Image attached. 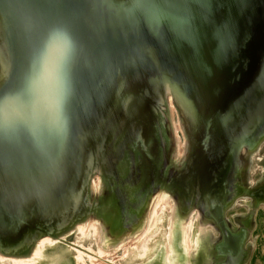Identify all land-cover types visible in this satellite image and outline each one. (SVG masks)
<instances>
[{
    "label": "water",
    "instance_id": "obj_1",
    "mask_svg": "<svg viewBox=\"0 0 264 264\" xmlns=\"http://www.w3.org/2000/svg\"><path fill=\"white\" fill-rule=\"evenodd\" d=\"M168 91L189 147L171 184L222 228L264 140V0H0V254L70 229L94 173L98 210L135 171L148 188Z\"/></svg>",
    "mask_w": 264,
    "mask_h": 264
},
{
    "label": "rangeland",
    "instance_id": "obj_2",
    "mask_svg": "<svg viewBox=\"0 0 264 264\" xmlns=\"http://www.w3.org/2000/svg\"><path fill=\"white\" fill-rule=\"evenodd\" d=\"M167 96L170 102L162 104L159 114L155 172L149 187L137 185L135 171L131 195L125 194L129 189L123 186L116 192L124 195L125 204L114 196L98 210L95 204L102 201L108 188L104 177L92 174L87 193L93 205L80 220L56 239L40 238L23 252L27 257L0 254V264H208L212 240L218 237L212 229L215 224L207 210L171 184L173 172L186 160L189 147L184 122L169 91ZM249 153L247 163L245 156L240 157L242 166L232 175L236 184L228 194L239 195L222 215L230 230L241 225L245 229L237 256H246L244 264H264V203L259 201L264 194V140ZM132 164L129 171L137 167L138 160ZM243 176L247 181L244 185L238 183ZM249 207L254 210L251 215Z\"/></svg>",
    "mask_w": 264,
    "mask_h": 264
},
{
    "label": "flooded vegetation",
    "instance_id": "obj_3",
    "mask_svg": "<svg viewBox=\"0 0 264 264\" xmlns=\"http://www.w3.org/2000/svg\"><path fill=\"white\" fill-rule=\"evenodd\" d=\"M259 201H262L264 203V194L262 195V198ZM249 210H250L249 214L251 215L254 210L252 209V207H249ZM210 218L213 224H215V226H213L212 229L218 234V237L212 240L213 247L210 250L209 255L207 256L208 264H244L246 261V256L245 255L243 256L238 255L239 257L237 256L238 253L237 249L241 248L240 245L242 242L241 241L242 238L240 239V241H238L237 245L235 244L234 249L232 250L231 253H229L228 251V249L230 248V244L235 243L236 241L235 238L238 237V234L244 232L245 230L244 227L241 225L238 227L237 230L232 231L228 228V224L225 219L223 222V227L221 228L219 225H217L214 222L211 216Z\"/></svg>",
    "mask_w": 264,
    "mask_h": 264
},
{
    "label": "bare ground",
    "instance_id": "obj_4",
    "mask_svg": "<svg viewBox=\"0 0 264 264\" xmlns=\"http://www.w3.org/2000/svg\"><path fill=\"white\" fill-rule=\"evenodd\" d=\"M164 93V92H163ZM164 98V100L166 101V102H170L169 101V99H168V96H167V92H166V97L164 96L163 97ZM163 102V101H162ZM172 103V102H171ZM174 106H175V104L174 103H172ZM175 108H176V106H175ZM177 109V108H176ZM161 110H162V108H161ZM178 111V110H177ZM178 115H179V117L181 118V120H182V123L184 122V125H185V118H184V114L182 113V112H180V111H178ZM157 120H160V115H158V119ZM164 125H165V123H164ZM182 126H183V124H182ZM185 127H186V125H185ZM260 144V142H257L256 143V145H255V149H256V147L258 146ZM252 152V151H251ZM244 153V152H243ZM167 155V154H166ZM159 157V156H158ZM242 157H244V156H242ZM245 159V158H244ZM180 160V159H179ZM159 161V160H158ZM185 161V160H184ZM245 161V160H244ZM242 162V161H241ZM245 163V162H244ZM158 166V165H157ZM161 167V166H160ZM176 168H178V167H176ZM235 177H237V176H235ZM90 178V177H89ZM244 178V177H243ZM234 181V180H233ZM91 182V181H90ZM89 182V183H90ZM234 184H236V182L234 183ZM237 191H239V190H237ZM141 192V191H140ZM175 195V194H174ZM91 197V196H90ZM247 197V196H246ZM173 201V200H172ZM236 202V201H235ZM173 203L175 204V202L173 201ZM176 205V204H175ZM174 205V206H175ZM43 237H45V236H43ZM40 238H42V237H40ZM39 238V239H40ZM47 238V237H46ZM39 239H37L36 241H38ZM43 239H45V238H43ZM52 239V238H51ZM50 239V240H51ZM36 241L34 242V245H35V243H36ZM43 241V240H42ZM40 242V241H39ZM52 242V241H51ZM41 243V242H40ZM39 243V244H40ZM39 246V245H38ZM40 247H41V244H40ZM33 250V249H32ZM228 252V251H227ZM7 256V255H6ZM28 255H25V256H22V257H27ZM9 257H14V256H9ZM1 258V257H0ZM17 259V258H16ZM12 260V259H11ZM19 260V259H18ZM22 260V259H21ZM24 260V259H23ZM27 260H29V258L27 259ZM33 260V259H32ZM19 262H20V260H19ZM22 263H24V262H22ZM25 264V263H24Z\"/></svg>",
    "mask_w": 264,
    "mask_h": 264
}]
</instances>
